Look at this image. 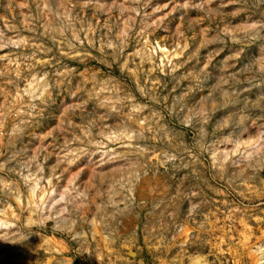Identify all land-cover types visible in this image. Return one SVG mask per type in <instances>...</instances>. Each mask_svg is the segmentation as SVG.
I'll list each match as a JSON object with an SVG mask.
<instances>
[{"label": "rangeland", "instance_id": "rangeland-1", "mask_svg": "<svg viewBox=\"0 0 264 264\" xmlns=\"http://www.w3.org/2000/svg\"><path fill=\"white\" fill-rule=\"evenodd\" d=\"M0 217V264H264V0H0Z\"/></svg>", "mask_w": 264, "mask_h": 264}, {"label": "bare ground", "instance_id": "bare-ground-1", "mask_svg": "<svg viewBox=\"0 0 264 264\" xmlns=\"http://www.w3.org/2000/svg\"><path fill=\"white\" fill-rule=\"evenodd\" d=\"M164 50V49H163ZM251 139L250 138H248V139H245V140H243V141H241L242 143H249L250 144V141ZM255 140H253V142H254ZM240 142V141H239ZM234 147L236 148L237 147V144H235L234 145ZM70 164V163H69ZM72 175H74L73 174V172L71 173L70 172V175H68L69 176V180H70V178H73L74 176H72ZM37 180V179H36ZM68 181V180H67ZM32 184L30 185V187H29V192H30V195H31V197H33V195H34V193H35V188L37 187V182L34 180L33 182H31ZM38 188V187H37ZM38 191V190H37ZM36 191V192H37ZM64 191V190H63ZM53 193V192H52ZM55 193V192H54ZM58 193V195H59V197H58V199L60 200L61 198H62V192H57ZM48 194V193H47ZM37 195V194H36ZM44 193L39 197V200H40V204H42L44 201L46 202V200H44ZM58 199H56V200H58ZM48 201V203L47 204H49V205H51L52 204V201H55V199H53V197H52V195H50L49 196V200H47ZM31 202L33 203V206H34V204H35V206H36V201L35 200H31ZM39 204V205H40ZM44 204V203H43ZM53 204H54V202H53ZM49 205H46V206H48L49 207ZM31 217V216H30ZM1 218V217H0ZM59 224H64V222H65V218H63V217H61L60 216V218H59ZM57 222V223H58ZM1 225H7L6 224V220H2V219H0V226Z\"/></svg>", "mask_w": 264, "mask_h": 264}]
</instances>
